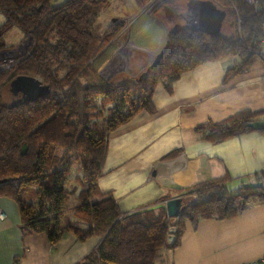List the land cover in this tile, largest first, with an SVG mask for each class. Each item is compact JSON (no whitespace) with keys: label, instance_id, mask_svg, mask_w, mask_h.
Wrapping results in <instances>:
<instances>
[{"label":"trees","instance_id":"16d2710c","mask_svg":"<svg viewBox=\"0 0 264 264\" xmlns=\"http://www.w3.org/2000/svg\"><path fill=\"white\" fill-rule=\"evenodd\" d=\"M133 1L142 8L149 0ZM210 1L227 17H238L239 31L205 35L172 24L159 62L144 80H115L101 78L92 63L124 27L118 20L101 34L97 31V18L108 0H0L5 16L0 51L12 49L3 44L8 26L21 29L24 40L31 39L24 57L0 71V198L16 205L22 238L41 233L53 247L68 234L79 242L97 237V246L82 264H155L162 250L180 245L186 223L195 227L202 219L231 218L251 201H264V171L253 176L261 183L257 188L229 187L226 175L179 189L182 206L173 219L161 209L121 212L111 192L97 186L109 133L140 112L154 113L157 85L171 92L181 73L230 56L237 61L226 70L224 81L246 72L256 59L264 62L261 6L246 0ZM17 75L37 77L49 86V94L10 107L3 102V90ZM262 115L264 110L242 111L201 123L194 132L213 144L264 132L247 126Z\"/></svg>","mask_w":264,"mask_h":264},{"label":"crops","instance_id":"0c3cea01","mask_svg":"<svg viewBox=\"0 0 264 264\" xmlns=\"http://www.w3.org/2000/svg\"><path fill=\"white\" fill-rule=\"evenodd\" d=\"M181 7L184 13L185 3ZM235 61L237 57L230 56L185 71L171 84V92L157 85L154 113L140 112L109 133L97 186L111 192L121 212L226 175L231 181L225 184L232 188L241 181L256 182L253 176L264 171V132L215 144L194 132L207 121L264 110V64L256 59L246 72L224 81ZM0 209L5 214L0 219V264H82L99 242L97 237L79 242L68 234L50 247L41 233L22 238L16 205L0 198ZM155 264H264V201H251L231 218L202 219L195 227L186 223L180 245L162 250Z\"/></svg>","mask_w":264,"mask_h":264},{"label":"rangeland","instance_id":"374dc122","mask_svg":"<svg viewBox=\"0 0 264 264\" xmlns=\"http://www.w3.org/2000/svg\"><path fill=\"white\" fill-rule=\"evenodd\" d=\"M185 2L186 0H149L140 8L133 0H108V4L97 18V31L101 34L109 24L118 20L123 22L124 27L92 60L99 76L103 79L114 78L115 80H126L139 76L155 54L161 50L168 26L193 21L190 11L182 13L181 6ZM260 6L264 12L261 3ZM4 23L5 16L0 12V27ZM238 24V17L232 14L229 17L226 16L219 33L222 36L232 35L235 31H239ZM3 44L12 49L0 51L5 54L2 57L16 62L28 52L31 39L28 37L24 40V33L21 29L8 26L3 32ZM259 60L264 64L262 59ZM14 98L7 85L3 90V102L7 105L14 104ZM174 197H180L182 201L180 194Z\"/></svg>","mask_w":264,"mask_h":264},{"label":"water","instance_id":"95a60500","mask_svg":"<svg viewBox=\"0 0 264 264\" xmlns=\"http://www.w3.org/2000/svg\"><path fill=\"white\" fill-rule=\"evenodd\" d=\"M190 11L193 17L191 22H183L185 26L198 29L205 35H216L221 30L222 23L226 17V12L217 8L210 0H186L184 13ZM162 56L159 51L150 63L145 67L144 71L138 76V80H144L149 69L157 64ZM9 91L13 96L19 95L14 104L16 106L19 101L31 102L41 96L48 95L49 86L43 84L37 77L31 75H17L8 83ZM254 130H264V120H255L247 125ZM26 151V145L21 148V153ZM243 188H256L261 186L260 182L242 183ZM181 198L173 197L162 202L147 207L145 210L162 209L167 218L177 217L181 208ZM173 230V228L171 229Z\"/></svg>","mask_w":264,"mask_h":264},{"label":"built area","instance_id":"2783aa9c","mask_svg":"<svg viewBox=\"0 0 264 264\" xmlns=\"http://www.w3.org/2000/svg\"><path fill=\"white\" fill-rule=\"evenodd\" d=\"M249 4L254 5L256 7L260 6V3L262 5V8L264 9V0H246ZM5 55L2 52H0V71L4 69H8L14 66L16 62L8 59H4L2 56ZM5 214L4 212L0 209V219H4Z\"/></svg>","mask_w":264,"mask_h":264},{"label":"flooded vegetation","instance_id":"af4514ba","mask_svg":"<svg viewBox=\"0 0 264 264\" xmlns=\"http://www.w3.org/2000/svg\"><path fill=\"white\" fill-rule=\"evenodd\" d=\"M146 66H147V65H146ZM146 66H145V67H146ZM14 97H15L14 99H15V101H16V99L19 97V95H16V96H14Z\"/></svg>","mask_w":264,"mask_h":264}]
</instances>
